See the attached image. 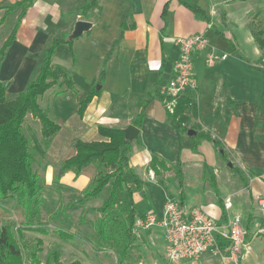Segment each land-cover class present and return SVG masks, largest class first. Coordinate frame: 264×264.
Segmentation results:
<instances>
[{"label": "crops", "instance_id": "crops-1", "mask_svg": "<svg viewBox=\"0 0 264 264\" xmlns=\"http://www.w3.org/2000/svg\"><path fill=\"white\" fill-rule=\"evenodd\" d=\"M18 1L21 0H0V25L10 13L16 14L0 47L11 33L20 12L19 8L12 10L9 6ZM88 1L33 0L18 22L14 38L0 61V81L8 84L6 93L14 97L35 77L32 78V73L39 67L42 52L44 55L52 38L69 40L57 45L52 62L68 69L75 91H66L53 102L51 110L55 105L59 107L68 94H76L75 111L70 116L72 120H68L64 119L62 111L53 110L60 130L47 148L48 171L60 172L64 160L75 154L73 145L76 140H107L100 135V126L124 129L139 121L138 126L134 125L138 128V136L131 141L128 151V164L139 184H133L131 175L126 174L125 179L131 186V197H127L134 203L135 198L143 196L150 207L139 213L133 204L136 216L149 212L160 215L168 199L178 200L183 205L189 201L190 193L185 192L188 182L184 177L187 168L198 172L200 191L195 196L204 198L207 195L203 204L197 205L191 200L187 202L189 207L199 208L214 218L222 219L223 214H228L230 208L227 211L222 208L224 199L229 198L232 206L234 196L241 191L248 192L251 201H254L253 197L257 200L264 198V72L257 68L264 66L260 65L264 55L251 31V22L256 21L254 14L259 12L258 16L264 17V0H94V5L84 16L81 8ZM78 19L90 21L91 26L72 38L71 32ZM192 34H201L209 42L207 48L192 53L196 89L193 94H186L197 108V115L186 111V126L195 134L202 131L211 137L200 139L196 150L192 149L193 135L178 133L167 121L168 103L171 102L173 107L175 100H168L162 94V88L174 77L178 58L176 39ZM210 52L217 55L211 63L207 61ZM223 53L227 54L224 59L221 58ZM58 55H62L60 59H56ZM64 60L66 65L62 64ZM94 88L98 91L79 115V102ZM150 92L152 98L145 102ZM214 140L219 141L220 149ZM34 142L37 144L38 141ZM204 150L211 159L206 157ZM54 153L59 158V166L51 170L48 159ZM228 153L236 158L237 165L231 169L228 161L229 170L225 173L221 160L226 159ZM152 155L171 165L179 158L183 200H180L178 178L173 168L158 175L148 168ZM138 166L150 181L145 180L147 185L135 172ZM235 169L241 170L245 179V174L250 176V186L247 180V184L241 180ZM95 173V165L90 164L78 175L71 173L62 183L82 191ZM173 173L178 199L164 188L167 186L164 180L173 179ZM77 176L83 179L80 187L75 184ZM210 177L215 180L217 191ZM239 180L246 189L239 186ZM209 183L213 190L211 198L208 197L211 194ZM158 185L160 192L155 194ZM43 188L50 204L58 203V187L45 184ZM223 189L227 190L226 195L222 193ZM104 190L107 193H104L103 202L108 196V187ZM248 220L249 224L247 221L243 226L245 235L251 236L258 231L264 237V214L250 215ZM215 260L214 256L205 255L182 263L215 264Z\"/></svg>", "mask_w": 264, "mask_h": 264}, {"label": "trees", "instance_id": "trees-1", "mask_svg": "<svg viewBox=\"0 0 264 264\" xmlns=\"http://www.w3.org/2000/svg\"><path fill=\"white\" fill-rule=\"evenodd\" d=\"M33 0H21L9 6V9L19 8L20 12L17 17L15 26L11 33L0 47V61L5 54L6 48L12 42L17 24L25 13L28 6ZM94 5V0H89L82 8L84 16L88 10ZM259 12H256L253 18H256ZM252 21V34L256 43L264 55V29L254 26ZM69 42L68 39L53 37L50 43L44 49L43 58L39 64L35 77L26 85V87L17 93L12 99H6L7 83L0 81V198L5 199L10 195H15L19 206L23 209L24 219L27 227L42 234H48L49 229L37 221L40 215V207L44 202L42 197L43 184L37 172L33 168L36 162V152L31 145L29 137L25 134L23 124L27 114L37 119L40 123V135L43 141L44 149H47L53 137L60 130V125L49 116V110L41 107L39 100L51 86L56 85L59 88L65 87L58 91V96H63L66 91H75L74 83L71 79L69 71L66 67L52 62V56L58 44ZM264 72V66L257 67ZM103 71L100 72V78ZM98 90L91 89L87 95L79 102L78 114L81 115L91 99ZM152 93L148 94L145 102L150 101ZM171 100L170 97L167 98ZM172 111L166 109L167 121L178 131L185 133L188 130L186 126V111L190 110L192 114L197 115L195 103L189 96L179 95L174 99ZM139 125V121L134 124ZM100 135L106 137L107 140L84 142L76 140L74 142L75 154L64 160L61 164L60 172L72 170L78 175L81 170L90 165H96V173L90 181L87 188L83 191V198H95L103 189L108 187V196L103 205L98 208L100 214L104 215L95 227L98 236L108 240L107 228L112 221L111 209L117 203L119 195L125 192L131 197V186L126 181V174H130L133 184H139L137 178L134 177L132 170L128 164V151L131 141L125 139L123 129L115 127L98 128ZM211 139L210 135L202 131L192 136V149L196 150L200 139ZM215 146L220 149L219 141L214 140ZM111 171H106L105 169ZM148 168L153 170L155 174H160L164 170L174 169L178 178L180 200H183V173L181 169V161L179 158L171 165L164 159L156 155H152ZM231 169H234L232 167ZM237 175L245 183L246 179L241 170L235 169ZM210 181L217 191L215 180L210 177ZM131 199V198H130ZM131 203L132 200H131ZM222 208L224 209L223 203ZM109 212L107 215L106 213ZM135 209L132 207L128 210L127 219V235L131 231L132 223L135 219ZM226 214H223L225 217ZM36 225H32L33 220ZM18 229V228H17ZM22 232V231H21ZM52 232L63 240L71 239L74 235L62 228H55ZM20 235V234H19ZM20 237V236H19ZM22 237V236H21ZM37 243H42L41 238H36ZM41 245V244H40ZM39 249H30L28 262L22 257L21 246L16 238L12 227L9 224H0V264H42L37 257ZM60 252L53 250L50 252L45 264H49L53 259L57 264L59 262ZM121 263V262H120ZM117 262V264H120ZM44 264V263H43ZM69 264H82L79 260H74Z\"/></svg>", "mask_w": 264, "mask_h": 264}, {"label": "rangeland", "instance_id": "rangeland-1", "mask_svg": "<svg viewBox=\"0 0 264 264\" xmlns=\"http://www.w3.org/2000/svg\"><path fill=\"white\" fill-rule=\"evenodd\" d=\"M15 15V13H10V15H8L4 20L3 24L0 25V42L11 30L15 20ZM255 19L256 21L254 22V26L256 25V27L264 29V17L257 16ZM58 31H61V29ZM58 56L56 59H60L62 55ZM66 60L62 62L63 65H66ZM260 65H264V60L260 62ZM37 68L34 69L32 78L35 76ZM64 88L65 87L59 88L58 86L53 85L44 92V95L39 100L41 107L49 110V116L55 121L56 119L54 118L55 115L53 110L56 112L62 111L64 119L68 120H72V117L70 116H72L75 111L74 100L76 98V94H68L69 96H66L65 99L61 100L63 102L59 105V107L55 105L54 109L51 110L53 102L61 97L58 96V91ZM10 94L7 95L6 93V99L13 98V95ZM23 129L25 134L29 137L32 147L35 149L37 160L33 164V168L37 172L41 183L43 185L54 184L58 187L59 191V201L56 204H50V200L48 201V198H46L43 191L41 192L44 202L40 207V215L37 221H40L39 223L49 229L48 234H42L40 232L29 230L31 228L27 227V225L31 226V224H26L23 209L19 206L15 195H10L5 200L0 198V224L6 223L12 227L21 246L22 257L25 262H28L27 259L30 254V249L36 250L39 249L38 247H41L40 250L37 251L36 255L42 264H45L50 252L53 250L60 252V258L57 264H69L74 260H79L82 264H117V262H121L120 264H183L182 262L169 263L165 259V236L162 229L153 228L152 232L147 231L146 233L141 231L140 233L142 236L140 235L139 237L133 235L131 231L127 235V213L132 205H136L135 208L139 213L145 212L150 207L149 203L143 200V196L140 195L138 198H135L134 203H131V200H129L125 192L120 194L117 203L111 209V214L109 212L106 213V215L109 213V216L113 217L107 228V234L109 235L108 240L98 236L95 232V227L100 221V218L104 216L98 212V208L103 205L102 198L104 193H107V191L104 190L95 198L85 199L83 198L84 189L81 191L73 186H70L71 184L62 183L68 180L73 171L67 170L62 173L57 170L53 172L48 171L46 162L48 156L46 153L48 152V149L45 150L43 147L39 121L33 118L31 114H27L23 124ZM33 134H35L34 138L32 137ZM34 140L38 141L37 144ZM204 152L206 157L211 159L207 150H204ZM56 154L57 153H54V156L50 155L48 159V168L51 170H54L55 166H57L56 168L59 166V164H57L59 158L56 157ZM228 161L231 162V167L233 165H237L236 158L228 153L226 159L221 160L222 170L225 173L229 170V166L227 164ZM95 168L97 169L96 165ZM102 169L105 168L102 167ZM105 170L111 171L110 169ZM135 172L142 180H144V182H146L145 180L150 182L145 176V171L139 166L135 168ZM60 174L61 178H59L61 183L57 181V179H59L58 175ZM197 175L198 172L192 171L191 168H187L184 171L185 181L188 182V187L185 192L190 193V196H188L189 201L193 200L194 203L197 202L196 204L199 205L203 204L207 195H204V198H197L195 196L196 193L200 191V188L198 187L199 181ZM245 176L250 186L252 183L250 181L251 178L247 174H245ZM221 180H223V178H221ZM164 181L167 182L168 186H165L164 188H166V190H164L167 192L169 191L173 198H176L177 182L174 173L173 179L170 178ZM89 182L86 183L85 187L89 184ZM247 182H245V184H247ZM82 183L83 179H80V176H77L75 184L80 187ZM238 183L241 188L246 189L240 180ZM170 185L171 188H169ZM65 186H67V188H65ZM160 186L163 188L162 185ZM209 188L211 194H208V197L211 198L213 190L210 183ZM43 189L44 191H47L46 186H44ZM159 189L160 187L158 185L155 190L156 193H154L157 194V191L160 192ZM222 193L226 195L227 190L223 189ZM158 197L160 198L159 195ZM253 198L254 201H251L249 193L241 191L238 195L234 196L232 206L227 212L230 217L238 216L240 218L242 228L247 221L249 224L250 220L248 219L250 215L261 216L264 214V210L260 209V206L257 203V198ZM176 199H178V197ZM189 201L184 202L185 204L183 206L188 204L189 207V203H187ZM177 202L181 204L178 200ZM37 221L34 219V224L32 225H36L35 223H37ZM56 227H63L67 229L74 236L71 239L63 240L52 232V230ZM256 236L257 237L252 240L247 256L241 258L240 264H264L263 233L256 231ZM36 238H41L43 242L37 243ZM49 264L56 263L53 259H50Z\"/></svg>", "mask_w": 264, "mask_h": 264}, {"label": "built area", "instance_id": "built-area-1", "mask_svg": "<svg viewBox=\"0 0 264 264\" xmlns=\"http://www.w3.org/2000/svg\"><path fill=\"white\" fill-rule=\"evenodd\" d=\"M178 58L174 66V77L167 86L162 88V94L173 101L179 95L194 93L196 83L192 73V53L209 46L208 39L201 34H192L176 39ZM223 53L221 58H226ZM217 58L210 52L207 61ZM168 109L172 111L171 102ZM261 209H264V198L258 199ZM224 209L231 207V200L224 199ZM153 228L162 229L165 236V259L170 262H187L197 260L205 255L215 257V264H240L241 258L247 256L252 240L256 237L245 235L238 216L226 214L222 219L214 218L196 207H185L173 199L163 204L160 215L146 213L135 216L131 232L136 237L140 232Z\"/></svg>", "mask_w": 264, "mask_h": 264}, {"label": "water", "instance_id": "water-1", "mask_svg": "<svg viewBox=\"0 0 264 264\" xmlns=\"http://www.w3.org/2000/svg\"><path fill=\"white\" fill-rule=\"evenodd\" d=\"M91 22L84 19H78L73 27L71 32V37L75 38L78 37L83 31H86L90 28ZM125 139L132 141L133 139L137 138L138 136V128L134 125H128L126 128L123 129ZM188 135H194L195 131L193 129L187 130ZM230 164V163H229Z\"/></svg>", "mask_w": 264, "mask_h": 264}]
</instances>
